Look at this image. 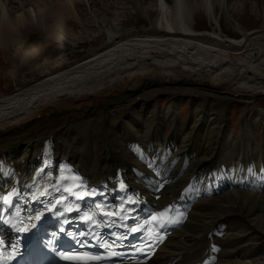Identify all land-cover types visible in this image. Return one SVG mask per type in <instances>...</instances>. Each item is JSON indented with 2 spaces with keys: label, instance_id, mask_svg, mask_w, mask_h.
I'll list each match as a JSON object with an SVG mask.
<instances>
[{
  "label": "bare ground",
  "instance_id": "1",
  "mask_svg": "<svg viewBox=\"0 0 264 264\" xmlns=\"http://www.w3.org/2000/svg\"><path fill=\"white\" fill-rule=\"evenodd\" d=\"M108 1L0 0V47L6 49L22 47L18 39L25 41L29 32L45 38L50 46L45 51L74 49L78 36L73 27L66 26L69 17H74L87 31L93 25L96 29L101 27L98 18H102L101 30L108 35L100 48L90 50L91 54L69 67L0 95V157L5 156L17 168L28 170L42 141L48 137L57 156H67L79 163L92 182L103 174L106 182L123 172L129 179H136L125 170L145 164L146 158L149 162L165 160L160 176L169 172L165 178L179 176V179L165 187L166 193L159 199L163 204L167 202V194L178 193L189 177L205 183L212 174V179L217 180L222 167V172L230 173L235 181L246 180L255 186L259 180L264 182V138L258 147L253 146L251 124L245 123L250 131L233 139L226 123L218 124V116L207 104L213 90L221 94L218 99L223 105L241 98L247 102L264 98V39L248 40L254 30H245L233 17L239 10L256 14L262 17L264 29V1L128 0L127 4H113L124 9L121 10L124 14L120 12L123 15H111ZM94 6H103L102 12ZM84 14L89 15L88 22L83 19ZM201 14L208 17L211 30L194 28L196 17ZM123 17L127 22L121 23ZM148 18L152 25L149 30L145 27ZM231 30L242 37L222 34ZM56 34L57 38L50 37ZM21 49H28L19 54L26 60L29 48ZM10 72L13 77L19 76L17 71ZM160 90L173 92L170 105L163 110L149 100L144 115L128 109L124 112L122 107L117 113L111 111L109 116L105 113L121 102L139 103L140 98H153ZM174 91L205 95V101L199 109L192 108L188 125L180 126L176 120L172 132L165 136L159 121L147 123L144 117L155 114L163 119L179 118L181 95ZM73 101L65 109L64 105ZM44 108L50 109L44 120L31 118ZM82 118L87 119L84 129L88 133L85 141L78 139L82 146L78 152L67 138L73 135L72 126ZM100 121L112 124L106 137L98 134ZM257 123L264 127L263 120ZM43 125L47 126L44 132L39 130ZM240 144L244 146L238 147ZM170 161L175 166L168 169ZM111 166L116 168L115 172L109 169ZM212 229L218 233L215 242L224 248L223 263L217 264H264V189L229 188L219 196L199 199L185 224L163 245L161 261L167 263L180 256L174 264H194L204 256L210 243L207 233ZM255 240L263 243L257 258L249 253L256 244L248 242Z\"/></svg>",
  "mask_w": 264,
  "mask_h": 264
},
{
  "label": "rangeland",
  "instance_id": "2",
  "mask_svg": "<svg viewBox=\"0 0 264 264\" xmlns=\"http://www.w3.org/2000/svg\"><path fill=\"white\" fill-rule=\"evenodd\" d=\"M113 1L114 3H112V1L109 0L108 4L111 6L113 4H118V5L122 3L127 4L128 0H113ZM151 4H153V2H151ZM118 5H114L110 8H107L108 12L111 13V15L113 14L116 15V13L123 15L124 13L122 11H124V9L118 8L117 7ZM55 7L56 6H54V8ZM102 7L103 6H100L99 8L97 7L95 8L94 6L95 9H99V11L101 12L102 10H100V8ZM129 9H131L130 6H129ZM120 12H122L123 14ZM217 12L221 13V10L217 9ZM255 15L256 14H251V13H247L246 11L243 12V10H239L233 16L236 20L240 22V24L245 26V30L247 31H251V29L254 30V32L247 37V39L250 41H253V39L258 40L260 39L259 37H261L260 40L264 39V29L261 28L262 17L258 15L255 16ZM88 17L89 15H86V14L83 15V19H85L86 22L89 21ZM98 19L100 20L101 27L98 26V29H96L95 26L93 25L91 26V28L89 27L90 30L88 29L87 31L86 27L81 25V23H78V21L74 17L68 18V22L66 23V26L68 29L73 27L72 31L75 34H77L78 41H79L78 42L76 40V47L74 49L72 47H71L72 49L71 48L64 49L65 47H62V48H59L60 50L58 49L53 53L45 51L49 49L50 47L49 43L45 42V38L41 37L39 34H34L33 32H29V37L25 41L23 38L18 39L19 44L22 46L20 48H17L18 50L15 49L14 47H10L9 49L0 47V95L8 94L16 90L17 88L24 87L28 83H31L33 80H37L40 77L46 76L48 73L52 71L56 72L58 70L67 68L73 63L79 61L81 58L85 57L86 55L91 54L92 52L90 50L94 49L93 51H95L98 49V47L100 48V46L103 45L107 41L108 35L101 30L103 28L104 20L102 18H98ZM123 19L124 20H122L121 23L127 22L126 17L125 18L123 17ZM151 26L152 25L149 23V18H148L145 27L147 28V30H149ZM193 26L195 29L197 28V30H201V29L211 30L212 29L211 23L209 22L208 17L205 18V16L202 14L196 17V25H193ZM222 28L224 29V27ZM136 29L141 30L143 28L140 27L139 29V27H136ZM68 31L71 32V30H68ZM98 31H100V33H103V34H100ZM224 33L227 36L233 37V38L242 37V35L238 32L234 34L233 30L229 32L223 31L222 34L225 35ZM36 35H37V38H35ZM50 37L57 38V34L53 37L52 36ZM25 47L29 48L30 52L28 53L30 54L27 53L28 54L27 59L25 60L23 58L24 60H22L19 54H21L22 51L28 50V49H21ZM17 53L18 55H16ZM19 62H26V63H24L23 65L22 63H19ZM59 62L62 63L61 66ZM55 65L57 67H55ZM11 70L19 72L18 73L19 76L17 78L11 76L10 74ZM174 92H176L175 94L181 95V98H180L181 102L179 101L180 105L178 106L179 118L172 117L169 119H163V118H159L155 114H150V113H149L150 115L144 117V120L147 123L159 121L162 127V134L165 136H168L172 132V129L174 125L176 124L175 123L176 120L180 126L188 125L187 122L189 121V118L191 116L192 108L198 107L197 109H199L201 104L204 103L205 101L204 100L205 95H198L195 93H191V95H189V94H183L179 91H174ZM171 93L173 92H166V91L163 92L160 90L155 93L153 98L151 97L150 99H146V100L145 98H140L139 103L125 104L121 102L120 104L113 105L111 108L106 109L105 113H107V116H109V113H111V111H113L114 113H117L118 109L122 107L124 112H127V109H128L133 114L140 113V115H144L143 113L144 109L148 111L146 104L147 103L150 104L149 100L151 101V104H154L159 110H163L165 107H167L171 103V100L173 98V95ZM220 95L221 94L218 93V91L213 90V92L209 95L210 101L209 103H207L210 107H212L215 115L218 116L217 123L220 124L221 121L225 122L229 131H231V136L233 139H239L243 134L247 133L248 130L250 131V126L246 128V124H245V123H250L251 130H253V137L255 140L253 146L258 147L262 139L264 138V127H260L259 123H257V120L264 121V98H257V99L255 98V100L257 101H254L253 99L251 101L249 100V102L241 98V100L239 99L230 100L229 102L225 103V105H223L222 100L218 99ZM239 101H244V102H239ZM68 103L69 104L64 105L65 109L71 103H75V101L68 102ZM136 105H139V106H136ZM226 107L227 109H225ZM61 110H64V109H61ZM224 110L225 112L223 115ZM49 111L50 109L48 108H44L42 110L36 111L31 115V118L33 120H38V119L44 120L46 116L48 115ZM120 112H122V110ZM226 116H227V119H226ZM105 123L106 121H100L101 128H99L98 130V134L100 137H106L112 131V127H111L112 124L108 125ZM86 125H87V119L86 118L80 119L78 123L72 126L73 128L71 127L73 135L68 136L67 138V139H71V142L69 144L71 145L73 144L74 148L78 152L82 151V146L81 144L78 143V139L81 138L83 141H85L87 138V133H88L87 128L84 129ZM210 125L211 124H207L206 126L209 127ZM43 126H41L39 130H42L44 132L47 130V126H44V127ZM245 128H246V131L241 132V129L245 130ZM27 129H29V127ZM243 146L244 145L240 144V146L238 147L241 148ZM109 169L113 170V172L116 171V168L114 166L109 167ZM119 174L123 175L124 172L119 173ZM119 174H116L114 177L121 176ZM105 177L106 176H104L103 174L101 177L97 179V181L99 179L102 180ZM259 236L261 235L259 234ZM255 244L256 245L254 246V249H252V251L249 252L253 254V258L258 257L257 253L261 251L260 246L263 243L257 242Z\"/></svg>",
  "mask_w": 264,
  "mask_h": 264
},
{
  "label": "snow or ice",
  "instance_id": "3",
  "mask_svg": "<svg viewBox=\"0 0 264 264\" xmlns=\"http://www.w3.org/2000/svg\"><path fill=\"white\" fill-rule=\"evenodd\" d=\"M120 187H121L122 189L125 187V185L123 184V182H121ZM85 195H87V193H86ZM83 198H84V196H80V197H78V199H83ZM129 202H130V203H135L136 201H131V200H130ZM96 207H97V209H100L101 206H100V205H97ZM103 214H104L105 216H114V215H115V213H109V212H105V213H103ZM36 219H39V217H36ZM83 220H84L85 222H89V223H92V224H94V225H95V223H96V220H95L94 215H85V216L83 217ZM152 220H153V221H157V222H159L161 228L166 227L168 224H176V223H179V220H174V219L169 218V217L166 215V213H160V214L154 215V216L152 217ZM9 223H11V222L9 221ZM26 230H27V229H24V228H21V229H20V231H26ZM60 231H63V229H61ZM131 231H132V232H137V231H140V229H139V228H131ZM53 235H55V234H53ZM68 235L71 236L72 233H68ZM74 239H75V237H74ZM159 240L162 241V240H163V237H162V236L159 237ZM105 247L107 248L108 245L106 244ZM112 247H115L114 243H113ZM147 250H148V251H151V248H148ZM214 250H215V249H214ZM54 251H55V249H54ZM60 255H62L65 259H75V257L68 256V255H66V254H64V253H60ZM112 255L115 256V255H118V253H116L115 251H113V252H112ZM91 259H92L93 261H97V262H98V261H103V260L107 259V257H105V256H95V257H92Z\"/></svg>",
  "mask_w": 264,
  "mask_h": 264
}]
</instances>
